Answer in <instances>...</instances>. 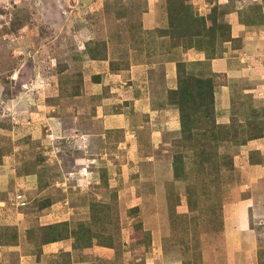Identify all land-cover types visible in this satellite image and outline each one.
I'll use <instances>...</instances> for the list:
<instances>
[{
	"label": "rangeland",
	"instance_id": "obj_1",
	"mask_svg": "<svg viewBox=\"0 0 264 264\" xmlns=\"http://www.w3.org/2000/svg\"><path fill=\"white\" fill-rule=\"evenodd\" d=\"M168 1L0 0V264H264V154L244 147L264 137L263 97L233 78L212 126L163 125L165 60L192 49L185 69L208 75L223 42L244 48L230 19L263 23L264 0H183L217 16L183 37ZM125 102L124 128L97 119Z\"/></svg>",
	"mask_w": 264,
	"mask_h": 264
},
{
	"label": "crops",
	"instance_id": "obj_2",
	"mask_svg": "<svg viewBox=\"0 0 264 264\" xmlns=\"http://www.w3.org/2000/svg\"><path fill=\"white\" fill-rule=\"evenodd\" d=\"M264 10V8H263ZM233 16L232 15H229ZM238 20L234 17L230 19L231 22V36L233 38H236L239 40V44L241 42V45H243L244 48H240L239 46H232V42H223L225 45H227L228 50L225 49L224 53L222 55H218L215 57H212L208 61L207 67L209 70V74L216 73L220 75H224L225 78H228L227 82L225 83H217L215 86V116L218 117L220 113L230 112L231 105L233 106V94H232V86H231V79L234 78H242L241 80H246L248 82L249 87L244 89V92H251L254 97H263L264 102V20L263 23L258 25H251L247 24L246 22H237ZM252 26H259L258 29L252 28ZM248 48V49H247ZM198 52H193L192 49L186 50V52H180V56L171 57L169 60L168 58L165 60V78L163 77V80L166 81L165 86H167L168 89H173L176 87V63L177 62H185L189 63L190 55H196ZM205 56L202 55L201 59H198L200 61L204 60ZM124 70H120L119 74L117 73L116 76H121ZM98 74V73H96ZM208 74V75H209ZM107 77V76H106ZM101 79L103 77L97 78V80L94 82V86H102L100 84ZM108 79V78H107ZM129 78H123L121 81L114 82L116 90L119 91L118 88H124V85H129V87H133L135 83L130 84L128 82ZM238 80V79H236ZM119 82V84H116ZM146 84H150V82L147 80ZM113 87V86H112ZM127 88V86H125ZM131 88H127L128 90L125 91V95L128 93V91ZM162 91V90H161ZM142 90L139 94H136V96L132 99L133 102L135 101H145V96L142 94ZM162 93H164L162 91ZM167 91H165L164 95V101L167 103ZM123 94V93H122ZM129 95V94H127ZM146 95V93H145ZM124 97V95H123ZM147 98L149 101L157 100L154 95H151L150 93L147 94ZM127 100V99H126ZM101 102V101H100ZM146 103V101H145ZM128 105H131V102L126 103L123 107V111L117 112V114L111 113V111H104V106H98V114L96 115L97 119L100 121H103L102 118L107 117L109 115H117L119 117V121H111L112 123H109L108 128H113L112 126H116L117 128L122 127L124 128V124L130 117L132 118V111L126 112L128 110ZM166 107L169 106L171 110H174L175 113L171 115V119H163V125H167V122L169 125H167L169 128H172L175 133H178L180 131L179 126V114L178 109L170 104H165ZM102 108V111L100 113V109ZM109 118V117H108ZM165 118V117H164ZM110 120V119H108ZM155 121V120H154ZM132 124V123H131ZM108 129L107 127H105ZM104 128V129H105ZM159 128V125H158ZM157 128V129H158ZM164 127H162L163 129ZM264 137L259 138H253L251 140H248L244 147L249 152L251 149V146L259 147L261 149V152L264 154ZM259 162H257L258 164ZM263 166V174H264V155L263 160L260 161ZM249 206V205H246ZM242 223L245 225L244 219H242ZM237 226V225H236ZM52 243V242H51ZM54 243V242H53ZM48 245V244H47Z\"/></svg>",
	"mask_w": 264,
	"mask_h": 264
},
{
	"label": "trees",
	"instance_id": "obj_3",
	"mask_svg": "<svg viewBox=\"0 0 264 264\" xmlns=\"http://www.w3.org/2000/svg\"><path fill=\"white\" fill-rule=\"evenodd\" d=\"M170 1V0H169ZM168 1V3H169ZM173 20L178 28L185 30L179 36H198L201 34V27L208 22L207 28H212L217 23L216 14L208 17H198L192 13L190 8L183 4V0L174 7ZM213 13L215 10H212ZM166 34L165 31H163ZM172 38L175 35L167 33ZM229 35V34H228ZM231 39L230 35L227 40ZM96 58L95 54L91 55ZM184 62L176 63L177 85L173 89H168V104L175 106L179 114L180 133L183 138H189L192 130L200 125L212 126L215 123V86L219 74L212 73L206 76L196 75L188 72L184 67ZM261 136V135H259ZM256 136H252L254 138ZM173 176L183 177L184 167L181 154L173 156L172 161ZM51 241H54L51 240ZM48 240V242H51Z\"/></svg>",
	"mask_w": 264,
	"mask_h": 264
},
{
	"label": "built area",
	"instance_id": "obj_4",
	"mask_svg": "<svg viewBox=\"0 0 264 264\" xmlns=\"http://www.w3.org/2000/svg\"><path fill=\"white\" fill-rule=\"evenodd\" d=\"M18 197H20V196H18Z\"/></svg>",
	"mask_w": 264,
	"mask_h": 264
}]
</instances>
